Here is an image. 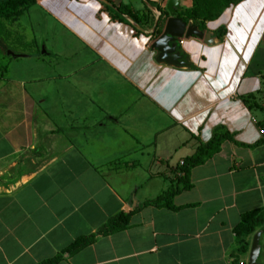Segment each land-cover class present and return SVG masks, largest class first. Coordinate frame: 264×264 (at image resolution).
<instances>
[{
	"label": "crops",
	"instance_id": "obj_1",
	"mask_svg": "<svg viewBox=\"0 0 264 264\" xmlns=\"http://www.w3.org/2000/svg\"><path fill=\"white\" fill-rule=\"evenodd\" d=\"M192 1L179 0L181 11ZM141 3L132 8L145 7L155 22L151 8L164 12L168 0ZM104 6L98 0H36L31 9L53 17L119 74L133 89L132 103L101 100L96 119L82 115L99 112L87 99L90 84L52 85L42 94L34 81L28 87L30 73L17 67L20 62L2 70L26 77L4 79L0 72V172L20 182L0 195V264H40L60 254L57 264H247L257 234L258 264H264V231L246 239L243 254L234 233L244 214L264 209V136L251 121L264 124V0H243L205 22L201 32L211 34L212 44L182 39L176 53L183 68L159 65L156 52L146 50L152 34L125 19L112 21ZM18 21L2 24L0 33ZM221 28L226 33L218 39ZM75 85L82 98L74 103L62 90L72 92ZM56 91L64 98H46ZM135 93L143 99L141 110ZM152 109L160 119H151ZM216 128L233 141L191 171L192 188L173 198L179 209L135 211L171 185L179 163ZM155 166L159 171L146 170ZM121 212L130 214L126 229L76 254L63 253Z\"/></svg>",
	"mask_w": 264,
	"mask_h": 264
},
{
	"label": "rangeland",
	"instance_id": "obj_2",
	"mask_svg": "<svg viewBox=\"0 0 264 264\" xmlns=\"http://www.w3.org/2000/svg\"><path fill=\"white\" fill-rule=\"evenodd\" d=\"M37 1L40 2V0ZM108 1L114 6L124 3L130 4L136 9H141L142 7L141 0ZM135 36H139V33ZM0 38V41H2L8 47V50L15 55L24 57L34 55L35 57L33 61H28L26 59L17 60L4 56L0 52V72H2L4 79L13 77L18 78V76L24 78L26 77V73H30V75H28V87H31L32 85L30 84L34 81L42 88V94L45 91H43V88L47 90L52 85L57 86L64 83L72 85H80L81 83L90 84L93 95L88 93L90 98L88 97L87 99L93 101V110L99 112L84 110L86 112L83 111L82 115H88L93 118L96 117V119H99L101 113H103L100 106L98 107V105L102 104L101 100H110L115 105H122V102L132 103L133 101L134 93L132 87H130L119 74L111 70L106 64L95 60L78 39L73 37L67 30H64L53 17L45 15V13L37 8L29 10V12L18 21L16 28L10 29L8 33H2ZM32 41L33 44L31 43ZM152 43L153 41L147 45V52H150L149 47ZM16 63H19L17 67H23V69L28 72L25 73L20 71L17 75L14 72L10 74L7 72L5 74L2 70L5 66L11 69L16 67L14 65ZM76 86L77 85L74 86L72 92H64V90H62L63 94L71 93L74 103L82 98L81 92ZM56 93L54 95V93L51 92V95L46 96V98L53 100H61L64 98L62 94L59 95L57 91ZM135 94L136 100L138 99L136 108L141 110L140 106L142 105L143 99L140 97V94ZM140 100L142 101L141 103H139ZM45 106H47V104ZM145 111L146 110H144V112ZM152 114L154 116H152ZM152 114L150 115L151 119L152 117H159L160 119V114L155 109H152ZM146 170L150 171V173H155L159 171V168L155 166L152 169L147 168ZM140 176L139 174L137 180L139 183H143L142 177ZM144 182L146 183V180H144ZM149 185L150 184L145 187Z\"/></svg>",
	"mask_w": 264,
	"mask_h": 264
},
{
	"label": "trees",
	"instance_id": "obj_3",
	"mask_svg": "<svg viewBox=\"0 0 264 264\" xmlns=\"http://www.w3.org/2000/svg\"><path fill=\"white\" fill-rule=\"evenodd\" d=\"M108 5L104 6V11L108 14L112 21L125 23L123 17H128L134 24L140 28H151L154 22L149 10L145 7L142 11H137L130 4L120 3L114 6L108 0H105ZM243 0H193L192 7L188 10H182L177 14L186 25L197 26L200 31H204V23L214 21L221 13L231 5H237ZM36 5V0H0V29L2 24L12 25L21 17L29 12ZM159 12V10H158ZM165 18H168L166 11L161 12ZM160 21V20H159ZM159 21L156 29L158 28ZM162 22V21H161ZM226 31L221 28L216 32L218 39L225 35ZM1 34V33H0ZM160 35V32L157 33ZM1 39V38H0ZM247 105V102L244 100ZM248 108L249 105H248ZM260 129L264 128V124L256 123ZM232 142V137L223 129L216 128L213 131L212 137L206 144L200 143L194 154L185 158L182 165L178 166L177 174L171 185L155 199L146 201L136 208L139 211L145 207L165 208L170 211L178 210L173 206V198L183 192L189 191L192 188L190 182L191 171L203 165L208 159L218 154L221 145L224 142ZM130 214L121 212L116 216L111 217L107 223L102 226L95 234L87 237H81L75 240L68 248L64 250V254L73 255L82 249L93 244L98 237L108 236L116 232L123 231L129 225ZM264 227V209L255 210L244 214L241 217L239 225L234 229L239 250L243 254L247 250L246 239L256 232L258 229L263 230ZM61 254L53 259L47 260L40 264H57L61 260Z\"/></svg>",
	"mask_w": 264,
	"mask_h": 264
},
{
	"label": "water",
	"instance_id": "obj_4",
	"mask_svg": "<svg viewBox=\"0 0 264 264\" xmlns=\"http://www.w3.org/2000/svg\"><path fill=\"white\" fill-rule=\"evenodd\" d=\"M101 2L106 4L107 6H110L104 0H101ZM151 11H153V13L156 15V19L149 33L139 28L128 17L123 18L127 20L137 31L148 35L154 33L158 23V19L160 17V13L158 11L153 8H151ZM180 11L181 7L179 4V0H168V3L166 5V12L169 18L163 25L161 36L150 46L151 51L156 52V62L159 65H165L167 67L173 68L185 67V64L180 61V56L178 55V53H176V45L180 43L182 39L187 40L190 38H197L199 40H202L205 44H212L214 41V38L211 36V34H203L197 26H187L182 19L177 18L176 13ZM0 52L7 57H11L12 59H20L24 57L21 55H15L11 51H9L7 46L2 41H0ZM6 173L5 171L0 172V195L10 194L20 186V182L17 181L18 178L13 177L11 179H7L4 177ZM259 236L260 235L257 234L251 244L247 264H258V260L260 258Z\"/></svg>",
	"mask_w": 264,
	"mask_h": 264
},
{
	"label": "flooded vegetation",
	"instance_id": "obj_5",
	"mask_svg": "<svg viewBox=\"0 0 264 264\" xmlns=\"http://www.w3.org/2000/svg\"><path fill=\"white\" fill-rule=\"evenodd\" d=\"M160 15H161V13H160ZM162 17V18H161ZM168 18H169V16H168ZM160 19H161V23H164V21L167 19V17L165 18V16L164 15H162V16H160ZM160 23V24H161ZM161 26V25H160ZM158 27V29L156 30V31H154V33H152V37L151 38H154V40H153V42L155 41V40H157L160 36H161V34L160 35H157V33H158V31L160 30V28L161 27ZM163 31V30H162ZM162 33V32H161ZM179 44V43H178Z\"/></svg>",
	"mask_w": 264,
	"mask_h": 264
},
{
	"label": "built area",
	"instance_id": "obj_6",
	"mask_svg": "<svg viewBox=\"0 0 264 264\" xmlns=\"http://www.w3.org/2000/svg\"><path fill=\"white\" fill-rule=\"evenodd\" d=\"M182 42H180V44H181ZM253 123H257V122H255V120H251ZM259 133H260V135L261 136H264V128L263 129H260L259 130ZM183 164V162L181 161L180 163H179V165H182ZM240 264H242V263H240Z\"/></svg>",
	"mask_w": 264,
	"mask_h": 264
}]
</instances>
